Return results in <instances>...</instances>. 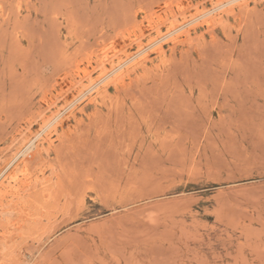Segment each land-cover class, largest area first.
I'll list each match as a JSON object with an SVG mask.
<instances>
[{
  "label": "rangeland",
  "instance_id": "obj_1",
  "mask_svg": "<svg viewBox=\"0 0 264 264\" xmlns=\"http://www.w3.org/2000/svg\"><path fill=\"white\" fill-rule=\"evenodd\" d=\"M0 264H264V0H0Z\"/></svg>",
  "mask_w": 264,
  "mask_h": 264
},
{
  "label": "bare ground",
  "instance_id": "obj_2",
  "mask_svg": "<svg viewBox=\"0 0 264 264\" xmlns=\"http://www.w3.org/2000/svg\"><path fill=\"white\" fill-rule=\"evenodd\" d=\"M169 3H170V1H169ZM218 5V4H217ZM222 5V4H221ZM170 6V5H169ZM167 8V7H166ZM169 8V7H168ZM215 20V19H214ZM214 23V22H213ZM188 24H189V22H188ZM209 24V23H208ZM143 26V25H142ZM174 27V26H173ZM176 27V26H175ZM138 28H139V25H138ZM140 29H142V28H140ZM180 29V28H179ZM176 30V29H175ZM163 38V37H162ZM156 43V42H155ZM174 43V42H173ZM175 44V43H174ZM145 48V47H144ZM144 53L146 52V51H143ZM157 52H158V54H160L159 55V57H161V55L163 54V49H162V46H158L157 47ZM148 54V53H147ZM147 58H148V56H142V58L137 62V63H135L134 64V66L135 65H138V64H143L146 60H147ZM166 59V58H165ZM73 61V60H72ZM102 62H104V61H102ZM145 65V64H144ZM78 66V65H77ZM120 71V70H119ZM66 75V74H65ZM63 80V79H62ZM123 80V79H122ZM94 81V80H93ZM113 81V80H112ZM77 85V84H76ZM102 85V84H101ZM64 89V88H63ZM98 94H101V90H99L98 91ZM75 98V97H74ZM55 103V102H54ZM53 103V104H54ZM70 110V109H69ZM68 111V110H67ZM65 115V114H64ZM31 125V124H30ZM30 131V130H29ZM42 133V132H41ZM37 139V138H36ZM37 151V150H36ZM25 152H26V150H25ZM23 153V152H22ZM10 156V155H9ZM17 157V156H16ZM57 161V160H56ZM63 163V162H62ZM57 167V166H56ZM9 173V172H8ZM11 176V175H10ZM15 177V176H14ZM10 178H12V177H10ZM16 178V177H15ZM24 180V179H23ZM23 182H25V181H23ZM2 192V191H1Z\"/></svg>",
  "mask_w": 264,
  "mask_h": 264
}]
</instances>
